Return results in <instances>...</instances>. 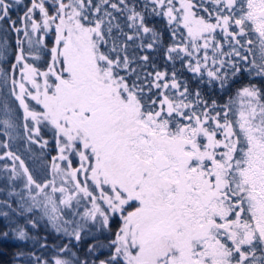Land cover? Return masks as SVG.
I'll return each instance as SVG.
<instances>
[{
  "label": "snow or ice",
  "instance_id": "1",
  "mask_svg": "<svg viewBox=\"0 0 264 264\" xmlns=\"http://www.w3.org/2000/svg\"><path fill=\"white\" fill-rule=\"evenodd\" d=\"M50 2L52 11L45 0H30L18 20H13L10 10L21 0H0V21L7 22L16 33L23 31L30 47L33 34L38 37L37 44H44L39 33H47L53 25L55 31L46 71L26 62L20 39L11 65L13 71L19 69L21 73L19 81L12 79V95L23 109L24 120L33 122L31 127L24 125L26 133H30L29 140L38 142L41 125L52 130L58 152L52 157L54 178L38 183L24 160L7 151L0 159L7 157L14 162L9 181L22 172L29 192L35 186L36 196L45 195L49 221L57 231L63 230L76 241L81 240L80 226L71 232L67 227L61 229L57 203L45 192L49 186L53 193H61L60 205L71 207L73 200L79 201L80 194L90 199L91 208L83 215L97 222L99 217L104 228L110 227V214H118L121 224L107 245L112 252L98 264H264V97L260 90L255 85L238 89V118L230 120L225 111L223 122L219 111L211 114L215 102L197 110L200 93H195V102L189 100L187 86L180 91L175 73L169 81L166 72L156 71L145 93L143 84L137 83L139 76L129 82V76L120 71H136L127 55V42L140 32H152L140 12L132 8L127 16V27L136 31L134 37L124 33L119 23H114L113 12L107 10L110 7L123 12L128 8L126 0H119V4L110 0ZM150 2L156 15L167 18L169 25H181L187 32L186 42L167 49L169 60L173 53H183L191 58L186 64L189 71L203 76L206 70L208 78L220 81L223 87L227 75H220L225 64L222 57H247L235 47L231 52L222 51L217 30L229 43L240 45L239 37L250 28L260 38L257 74L264 75V0ZM200 11L207 13V18ZM19 24L24 25L23 29ZM114 28L117 36L125 37L123 44L113 35ZM155 38L153 33V42ZM140 47L151 49L153 44ZM121 52L125 54L121 56ZM140 59L147 61L149 57ZM209 60L212 68L208 67ZM232 67V75L241 72L238 62H233ZM38 77L43 78V84ZM169 89L176 90L174 96ZM26 97L35 101V106H30ZM0 124L5 129L13 127L8 119L0 120ZM47 144L44 140L41 147ZM2 146L7 148L8 144ZM73 156L78 158L77 167H73ZM57 161H66L67 169ZM57 176L64 178L63 184H68L70 177L74 190L57 188ZM36 196H31V206H39ZM29 223L35 227L32 221ZM69 223L64 221L65 225ZM13 231L19 240L28 239L23 226ZM67 248L65 245L60 251ZM94 250L89 247L90 252ZM35 261L48 264L39 257ZM53 264L73 262L56 257Z\"/></svg>",
  "mask_w": 264,
  "mask_h": 264
},
{
  "label": "trees",
  "instance_id": "2",
  "mask_svg": "<svg viewBox=\"0 0 264 264\" xmlns=\"http://www.w3.org/2000/svg\"><path fill=\"white\" fill-rule=\"evenodd\" d=\"M97 2H99V0H93V3ZM110 2L119 4V0H110ZM195 2L199 4L200 0H195ZM29 3L30 0H27L26 3L21 2L19 5L14 4L13 8L10 10L11 19L18 20V17L21 16L25 10V5H28ZM126 3L128 8H124L123 12H117L108 7L107 10L113 12V15L116 17L114 23H119L120 28L124 33L136 37L135 29H130L127 27L129 23L127 16L131 14L130 9L135 8L136 11L140 12L144 16L146 26L152 29V32L148 34L140 32L138 37L127 42V55L131 60H133L131 67L136 70L135 73L129 74L125 73L123 70H120L121 75L129 76V82L135 80L136 77L139 76L140 79L137 81V83L143 84L145 93L148 91V85L152 81L155 72L161 71L167 73L169 81L171 80L173 73H175V78L181 85L180 91L181 89H184L185 86H187L189 100L195 102L197 100L195 93H200L199 99L201 103L197 109L198 111L202 110L205 104L211 107L213 106V102H215V108L211 112L214 114L218 108H221L220 106L225 104L226 99L230 98L234 92L244 86L255 85L257 89L260 90L261 96L264 97V79H262L259 75L251 77L250 73L247 71L248 65L246 61L240 60L235 55H233L231 58L228 56L222 57V59L225 61V64L221 69L220 75H227V79L223 87L221 86L220 81L210 80L206 75V70L203 76L189 71L186 67V64L191 58L185 57L183 53H180L179 56H177L176 53H173V59L169 60L166 55L167 49L172 45L183 44L186 42L188 39L186 30L175 22L169 25L167 18L163 17L162 15H156L152 11L153 5L151 4L150 0H126ZM145 5H147V7H145ZM47 7L49 8L48 5ZM120 7L123 8L124 6L120 5ZM50 11L52 10L50 9ZM102 14L103 12H101V15ZM200 14L207 18V13L200 11ZM37 19H39V14H37ZM54 32L55 31H52L51 35ZM173 32H175V37L173 36ZM117 33L118 30L114 28L113 35L117 36ZM153 33L156 34L155 42H153ZM20 38V34L12 31L7 22L0 21V51H3V56H0V88H2L5 84L6 88L9 89V70L10 66L15 61V55L17 53L16 41ZM216 39L223 45L222 51L231 52L228 47V45H230L229 42L225 40L219 29L216 33ZM44 40L45 43L42 44V46L38 45L33 51L36 55L35 64H37V67L47 70L48 64L51 62L50 48L53 46L55 39L52 36L47 35L44 37ZM117 40L118 43L123 44L125 37L123 35H118ZM200 42L202 43V41ZM149 43L153 44L151 49H148L147 47H140L142 44L147 45ZM108 47H111V41H109ZM25 50L28 51L27 47ZM208 53L210 56L212 55L211 49L208 50ZM124 54V52L120 53L121 56ZM145 55H147L149 59L147 61L141 60L140 57ZM199 55L202 59L203 50H201ZM191 62L193 64L195 63L194 60ZM233 62H238L241 68V72L236 73V75H232L234 71L232 67ZM208 67H213L211 60L208 62ZM215 67H219V65H216ZM149 73H152V76H149ZM152 91L156 92L155 89ZM167 91L170 95L174 96L176 90L169 89ZM221 115L222 117L224 116L223 113ZM50 130L51 129L49 127L44 125V127H41V137L37 138L38 141L40 138H46L48 140L47 149L39 146L38 143H32L29 139H26L27 142L22 140L23 144L26 143V154L24 153L23 156L28 163L29 168L37 176H44L43 174L47 173L49 170L48 166L52 161V159L50 160V154H54L55 152V149L53 150L51 148L50 150V147L54 146V142L50 138ZM46 150L48 152L51 151L52 153H47ZM40 168H42L43 172H41ZM9 209L10 208L8 206L0 204V264H31L29 263V261H32L31 253L38 254L41 252L40 255L47 257L48 254L46 255V253H44L45 250L35 247L36 245L34 242H32L31 238L19 240L16 237L13 230L18 226H21V218L9 214ZM4 213H7V215H4ZM5 232L8 233L6 237L3 235ZM87 233L88 235H86V241L94 242L104 240V236L95 234V232L91 229L87 230ZM35 251L37 253H35ZM21 252L23 255H18V253Z\"/></svg>",
  "mask_w": 264,
  "mask_h": 264
},
{
  "label": "rangeland",
  "instance_id": "3",
  "mask_svg": "<svg viewBox=\"0 0 264 264\" xmlns=\"http://www.w3.org/2000/svg\"><path fill=\"white\" fill-rule=\"evenodd\" d=\"M27 0H21V2L26 3ZM9 2H13V0H10ZM46 6L48 5L51 10L52 5L50 0H45ZM67 2V1H65ZM38 14V13H37ZM59 21H57L58 23ZM21 29H23L24 25L20 24L18 25ZM234 27V26H233ZM31 31L29 26V32ZM54 31V25L51 30H49L47 33H44L41 31L39 34L40 36H52L55 39V32L51 35V32ZM238 31V30H237ZM20 40L23 41L21 47L24 49L26 62L33 65L34 67H37L36 62V55L34 54L35 48L42 44H37V35H32V45L29 46L27 39L23 35V31L20 33ZM230 39V38H229ZM241 43L240 45L233 43H229L228 45L230 51L233 47L237 48L238 51H240L241 56L247 55L246 61L248 67L247 71L250 73V76H256L259 72V68L257 67L261 63V52H260V38L257 33L254 31H251L250 28L247 31L246 35L239 37ZM251 40L252 43L248 44L247 41ZM1 44V42H0ZM27 47L28 51L25 50ZM15 63V61L13 62ZM40 71H46L44 69L38 68ZM262 79H264V75H259ZM15 78L16 80H20L21 73L19 69H16L15 71L12 70L10 66L9 70V89L6 88L5 84L2 88H0V120L8 119L12 123L13 127L9 129H5L3 124H0V155H4L5 152L11 151L14 154L21 157V159L24 160L25 165L28 167L30 173L33 175L34 179L41 184H44L46 181H50L54 178L53 172H52V163L48 166L49 170L47 173H44L42 175H36L28 166V163L26 162L23 154H26V148L25 144L22 143V140L24 142H27L26 139H29L30 133H26L25 131V123H27L30 127L32 126V121L28 120L25 121L23 118V109L20 107L19 102L15 99V97L12 95L13 92V84L12 79ZM38 80L41 84H43V78L38 77ZM26 86L31 89L32 86L30 84H26ZM257 88V87H256ZM184 89H181L183 91ZM15 91L18 93L19 88L17 87ZM34 91V90H33ZM237 92H234L233 95L226 99V102L224 105L220 106L221 108H218L217 111L220 112V119L221 122H223L222 113L224 114L225 111H228L229 119L232 121H235L238 118V112L241 107V99L238 97ZM14 101V102H13ZM26 102L29 103L30 106H35V101H31L29 98L26 97ZM227 105V108L225 106ZM5 107L7 108V112H5ZM216 111V112H217ZM215 112V113H216ZM215 113H211L212 115H215ZM41 127H44V125H41ZM238 131V127H237ZM5 132L8 134L5 135ZM50 138L54 142V146L50 147L54 150V154H50V160L53 156H57L58 152L55 145V139L53 137L52 130L49 131ZM41 137V136H40ZM37 139V138H36ZM44 140H47L46 138H40V140L37 142L39 146L43 143ZM48 141V140H47ZM4 143L8 144V147L5 148L2 145ZM24 146V148H23ZM45 149L48 148V146H44ZM47 153H52L51 151H47ZM73 159V167L78 166V158L72 157ZM13 160L8 159L5 157L4 159H0V204L8 206L9 214L18 216L20 219V225L25 228V230L28 233V238L32 239V242L36 245L38 249H44V253H46L47 257H44L39 252L38 254L32 255V261H29L31 264H36L35 258L39 257L41 260L48 261V264H53L54 258L59 257L61 259H67L71 260L73 264H80L82 261H86L87 264H98V261L101 259H106L112 252V249L108 247L110 241L115 238V232L118 230L121 221L119 219V215H111L110 214V221H109V228H104L102 224V220L98 217L97 221H93L90 218H85L84 213L85 211L89 210L91 208V201L90 199H86L83 197L82 194L79 195V201L73 200L71 207H67L64 205L59 204V200L61 198V193L55 192L53 193L51 190V186L45 189V192L52 196V198L56 201L57 207H58V215L62 217L60 221H58V224L60 225L61 229L64 227L68 228V231L71 232L73 229L77 227V225L80 226V232H81V240L76 241L74 237H71L61 231H57L56 226L49 221L48 215L46 214L45 210V195L41 193L40 195L36 196L38 190L35 188V186H32L31 193L29 192V189L25 187L26 184V177L23 176L22 172L20 177H18L15 180L9 181V177L11 176L12 172V165ZM58 164L64 169H67V162L66 161H57ZM17 169L19 170V161L15 162ZM5 166H7V171H5ZM44 167V166H43ZM41 172L42 168H40ZM44 177V178H43ZM56 179V187L59 188L61 186L68 187L71 190H74V184L71 183V178H67L69 180L68 184H63V177L57 176ZM80 181L84 182L83 176H80ZM89 184H91V181H88ZM96 195H99L97 192ZM31 196H36L37 201L39 202V206H31L32 200ZM102 207H106L103 205V201H98ZM30 209V210H29ZM48 213L51 212V207L48 208ZM70 221L71 223L65 225L64 221ZM29 221H32L35 224V227H33L32 223H29ZM13 225V224H12ZM91 229L95 232L97 235L104 236L103 241H86V235H88L87 230ZM113 229V230H110ZM65 245L68 246L67 250L64 252H61L60 249L64 248ZM93 246L95 248L94 251L90 252L89 247ZM43 251V250H42ZM35 253H37L35 251ZM257 255H260L259 252H257Z\"/></svg>",
  "mask_w": 264,
  "mask_h": 264
}]
</instances>
